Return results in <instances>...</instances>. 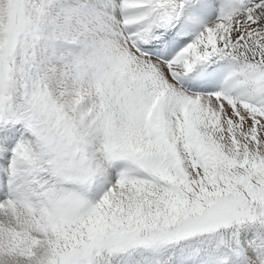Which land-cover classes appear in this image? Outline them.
<instances>
[{
	"label": "snow or ice",
	"instance_id": "obj_1",
	"mask_svg": "<svg viewBox=\"0 0 264 264\" xmlns=\"http://www.w3.org/2000/svg\"><path fill=\"white\" fill-rule=\"evenodd\" d=\"M0 264H264V0H0Z\"/></svg>",
	"mask_w": 264,
	"mask_h": 264
}]
</instances>
